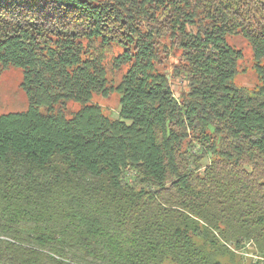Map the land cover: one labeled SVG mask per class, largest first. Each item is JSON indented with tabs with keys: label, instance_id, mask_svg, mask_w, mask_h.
<instances>
[{
	"label": "trees",
	"instance_id": "16d2710c",
	"mask_svg": "<svg viewBox=\"0 0 264 264\" xmlns=\"http://www.w3.org/2000/svg\"><path fill=\"white\" fill-rule=\"evenodd\" d=\"M0 66L28 102L0 115V264H264V0H0Z\"/></svg>",
	"mask_w": 264,
	"mask_h": 264
},
{
	"label": "rangeland",
	"instance_id": "374dc122",
	"mask_svg": "<svg viewBox=\"0 0 264 264\" xmlns=\"http://www.w3.org/2000/svg\"><path fill=\"white\" fill-rule=\"evenodd\" d=\"M227 43L241 52V58L237 64V74L233 79V85L237 88L253 92L259 86V79L254 70V61L252 50L249 44L240 35L227 37ZM161 42L168 46V41L163 39ZM113 56L119 53L116 47H113ZM113 56H106V67L110 82L116 85L126 71V66L119 69L111 68ZM161 63L157 65L160 73H166L169 77L170 88L177 98L181 92L186 91V84L181 78H174L172 71L174 67L181 63L180 52L169 48L168 54L161 55ZM22 71L19 68L0 66V115L9 113L24 112L28 109L26 96L21 89ZM91 103L97 104L102 112L111 119L118 118L119 113V95L110 93L107 97L94 95ZM65 116L69 118L73 113L80 109V104L72 101L59 105ZM242 263V262H241Z\"/></svg>",
	"mask_w": 264,
	"mask_h": 264
},
{
	"label": "built area",
	"instance_id": "2783aa9c",
	"mask_svg": "<svg viewBox=\"0 0 264 264\" xmlns=\"http://www.w3.org/2000/svg\"><path fill=\"white\" fill-rule=\"evenodd\" d=\"M255 258V257H254Z\"/></svg>",
	"mask_w": 264,
	"mask_h": 264
}]
</instances>
